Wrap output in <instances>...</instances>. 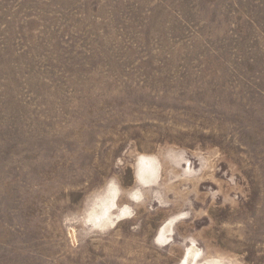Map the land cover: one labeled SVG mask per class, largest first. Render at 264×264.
<instances>
[{
  "label": "rangeland",
  "instance_id": "374dc122",
  "mask_svg": "<svg viewBox=\"0 0 264 264\" xmlns=\"http://www.w3.org/2000/svg\"><path fill=\"white\" fill-rule=\"evenodd\" d=\"M190 249L264 264V0H0V264Z\"/></svg>",
  "mask_w": 264,
  "mask_h": 264
},
{
  "label": "bare ground",
  "instance_id": "6f19581e",
  "mask_svg": "<svg viewBox=\"0 0 264 264\" xmlns=\"http://www.w3.org/2000/svg\"><path fill=\"white\" fill-rule=\"evenodd\" d=\"M166 236H167L166 230H162L160 237L162 239H164V238H166ZM199 256H200V251L190 249L187 252V256H186L187 263L188 264H195V261L199 258Z\"/></svg>",
  "mask_w": 264,
  "mask_h": 264
}]
</instances>
